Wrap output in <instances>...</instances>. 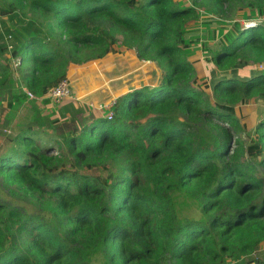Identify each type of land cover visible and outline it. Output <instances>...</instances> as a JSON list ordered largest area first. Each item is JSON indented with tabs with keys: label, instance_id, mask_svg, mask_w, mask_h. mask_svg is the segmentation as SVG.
I'll use <instances>...</instances> for the list:
<instances>
[{
	"label": "trees",
	"instance_id": "obj_1",
	"mask_svg": "<svg viewBox=\"0 0 264 264\" xmlns=\"http://www.w3.org/2000/svg\"><path fill=\"white\" fill-rule=\"evenodd\" d=\"M140 1L31 0L55 19L49 32L0 0V87L10 57L37 98L25 93L28 115L0 132V264H264V108L254 104L264 98V70L250 73L264 64V25L222 38L214 59L230 71L214 79L212 59L204 72L203 58H184L195 8ZM115 34L141 57L170 60L160 83L116 99L111 121L74 100L45 113L70 57L114 52ZM19 99L12 93L8 118ZM187 199L203 218H181Z\"/></svg>",
	"mask_w": 264,
	"mask_h": 264
},
{
	"label": "rangeland",
	"instance_id": "obj_2",
	"mask_svg": "<svg viewBox=\"0 0 264 264\" xmlns=\"http://www.w3.org/2000/svg\"><path fill=\"white\" fill-rule=\"evenodd\" d=\"M5 1L9 3L15 1L20 13L43 23L47 31L50 32L49 24L54 23L55 19L51 15L34 10L30 6L31 0H24L22 3L18 2V0ZM197 1L198 3L196 4L195 0H175L176 5L180 8L194 7L198 12L196 17H190L183 26L184 31L195 33L190 42L189 51L184 58L193 61L203 58L201 59L203 64L206 59H212V62H206V64H209L210 70L204 64V72L208 70L209 74V71L213 70L214 79H216L222 76L224 72L230 71L227 65L226 67L216 65L214 59L216 46L222 42V38L227 41H233L238 34L233 30L235 28L237 31L242 32L249 28H257L260 25H264V0H228L221 6L215 0ZM143 2L144 0H141L140 4ZM213 16L217 18L218 24L209 23V19ZM115 36L119 38V42L118 45L114 46V52L105 53L104 50L98 48H87L85 50L82 49L83 51L80 50L75 57H70L68 60V66L64 69L65 75L70 82L75 98L81 99L82 103H84L83 105L85 103H93L96 106L109 105L116 102L113 98L118 99L127 94L132 88L155 87L160 83L163 72L171 68L169 59L158 60L153 57H141L142 53H139V48L132 47L133 42H131L132 39L129 40L130 37L116 34ZM61 41L57 35H49L50 45L66 50L67 48ZM240 60L242 59L239 57L238 61ZM1 64L7 69L10 77L6 84L0 87V125L3 126V128H0V132L4 135L5 133L9 135L11 134V127L16 125L17 122L19 123L17 120L22 116L28 115L27 106L30 105V102L24 97V94L28 92L25 83L22 81L21 73L25 66H21L19 60L11 59L10 57L1 61ZM263 66L264 64L256 65L250 69V73L257 74L263 71ZM12 93L18 94L20 99L15 104L16 110L14 113L11 112L8 118L7 115L10 111L6 109ZM206 93L205 98L207 100L214 99L212 91ZM254 102H256L254 104L257 107L264 108V98L257 99ZM39 103L42 104V101L39 100ZM49 104L51 105L50 109H43L45 113L52 114L57 104H53L51 100ZM95 112L99 111L95 110ZM101 114L104 115L103 113ZM7 119L8 121L11 120L10 125H8ZM254 138V130H251L248 134H243L241 140L246 147ZM2 142L3 138L0 137V144ZM257 176L264 179V169L259 167ZM6 195L0 179V196L6 198ZM182 209V219L198 220L203 218L201 211L189 199H187V203L183 205ZM263 248L264 243L261 244L257 255H261V252H263L261 249ZM261 257L263 258L264 256L262 255Z\"/></svg>",
	"mask_w": 264,
	"mask_h": 264
},
{
	"label": "built area",
	"instance_id": "obj_3",
	"mask_svg": "<svg viewBox=\"0 0 264 264\" xmlns=\"http://www.w3.org/2000/svg\"><path fill=\"white\" fill-rule=\"evenodd\" d=\"M27 95L30 98V100L37 99L35 95L29 91L27 92ZM45 98H48V96H46ZM48 99H50L53 104H57V105L61 104L62 102L66 100H74V101L82 103L81 99L75 98V95L72 92V89L70 87V82L68 79L61 81L58 86L53 88ZM40 101H42V99H40ZM85 105L91 111L97 110L100 113H103L109 121H111L114 117L113 109H114V106L116 105V102L110 103L109 105H99V106H96L93 103L91 104L85 103Z\"/></svg>",
	"mask_w": 264,
	"mask_h": 264
},
{
	"label": "crops",
	"instance_id": "obj_4",
	"mask_svg": "<svg viewBox=\"0 0 264 264\" xmlns=\"http://www.w3.org/2000/svg\"><path fill=\"white\" fill-rule=\"evenodd\" d=\"M114 100H116L117 98H113ZM261 250H263V252H261V255H263L264 256V248L263 249H261Z\"/></svg>",
	"mask_w": 264,
	"mask_h": 264
}]
</instances>
